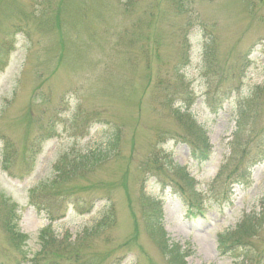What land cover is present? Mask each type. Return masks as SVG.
<instances>
[{
    "label": "rangeland",
    "instance_id": "rangeland-1",
    "mask_svg": "<svg viewBox=\"0 0 264 264\" xmlns=\"http://www.w3.org/2000/svg\"><path fill=\"white\" fill-rule=\"evenodd\" d=\"M255 214L264 0H0V264H170L159 228L233 264L219 236ZM46 228L71 256L43 258ZM256 231L239 264H264Z\"/></svg>",
    "mask_w": 264,
    "mask_h": 264
},
{
    "label": "trees",
    "instance_id": "trees-1",
    "mask_svg": "<svg viewBox=\"0 0 264 264\" xmlns=\"http://www.w3.org/2000/svg\"><path fill=\"white\" fill-rule=\"evenodd\" d=\"M5 144L7 145V147L9 146L8 143H5ZM198 154L203 155L204 153L199 152L197 153V155ZM3 159H4V163H7L10 157L8 156V154L5 153V155H3ZM62 175L63 174H59L57 176V179H62ZM31 198H32L31 203L37 211L45 212L48 217L49 215H52L54 213V209H52L50 206H46L45 202L38 203V202L33 201V198H34L33 196ZM193 198L195 199L196 197L193 196ZM148 204L151 206V209H152V215L149 217L148 223H147L148 224L147 226H149L148 230H150L151 226L159 227L160 225V222H161L159 219L160 218V207L158 205L159 203H155L154 201H149ZM54 219L55 218H52V219L49 218L50 221H53ZM263 220H264L263 218L260 219L258 214H255L252 216H246L244 218L242 226H239L237 229V233H238L237 236H233L230 239L226 238V236L224 235L219 236V241H218L219 249L221 250L223 254L229 253V255L233 259V264H239L240 258H244V256L246 255L245 253L236 254V255L234 254V252L240 249L239 243L245 240L246 237L250 236L251 233H256L257 232L256 230L260 228ZM105 223L101 221L99 225L104 226ZM8 228L9 227H7V230ZM48 231H49V228L44 229L43 231H41V234L39 236L40 242H41L40 247H41V251L43 254V258L47 259L52 256L49 260H47L49 263L51 261H54V259H57L62 256H68V257L71 256L73 253L70 252L65 246H61V243L56 242L55 244L54 239H50L48 242H46V240L49 239L47 238ZM8 232L10 235H12V237H14V233L12 231H8ZM150 233L151 235H154V233L151 232V230H150ZM159 233H160L159 235L161 237V241H158V242H159L161 251L166 257V259L168 260V262L170 264H186L183 260L186 258L187 253L185 251H179L177 247H169L168 245H166V242L164 241L163 233L160 228H159ZM229 241H231V243L227 245Z\"/></svg>",
    "mask_w": 264,
    "mask_h": 264
}]
</instances>
